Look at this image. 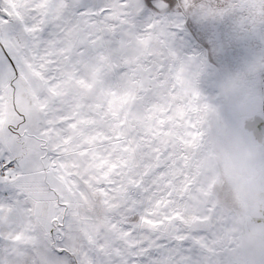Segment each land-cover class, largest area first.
<instances>
[{
  "label": "snow or ice",
  "instance_id": "1",
  "mask_svg": "<svg viewBox=\"0 0 264 264\" xmlns=\"http://www.w3.org/2000/svg\"><path fill=\"white\" fill-rule=\"evenodd\" d=\"M0 264H264V0H0Z\"/></svg>",
  "mask_w": 264,
  "mask_h": 264
},
{
  "label": "rangeland",
  "instance_id": "2",
  "mask_svg": "<svg viewBox=\"0 0 264 264\" xmlns=\"http://www.w3.org/2000/svg\"><path fill=\"white\" fill-rule=\"evenodd\" d=\"M255 50L258 52L259 48H256ZM233 53L230 54V55L238 57V60H237V62L234 60L233 61V65H232V63L229 64L228 65V70H235L237 67H239V64L243 60L242 55H240L241 52H238V53H235V54H233ZM236 63H237V66H236ZM234 195L237 197L238 202L239 201H243L245 199H249L250 200L252 195H253V190H252V188L250 186H247V185L246 186H242L238 192L234 193Z\"/></svg>",
  "mask_w": 264,
  "mask_h": 264
},
{
  "label": "trees",
  "instance_id": "3",
  "mask_svg": "<svg viewBox=\"0 0 264 264\" xmlns=\"http://www.w3.org/2000/svg\"><path fill=\"white\" fill-rule=\"evenodd\" d=\"M238 52H241V49H236L235 50V52L233 53V54H235V53H238ZM234 61V60H233ZM236 62H237V60H235ZM232 65H233V62H232ZM236 66H237V63H236ZM232 69V68H231Z\"/></svg>",
  "mask_w": 264,
  "mask_h": 264
}]
</instances>
